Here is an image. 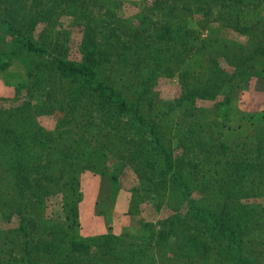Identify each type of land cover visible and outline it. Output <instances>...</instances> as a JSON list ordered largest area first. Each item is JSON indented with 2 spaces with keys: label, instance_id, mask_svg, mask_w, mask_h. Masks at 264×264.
<instances>
[{
  "label": "trees",
  "instance_id": "obj_1",
  "mask_svg": "<svg viewBox=\"0 0 264 264\" xmlns=\"http://www.w3.org/2000/svg\"><path fill=\"white\" fill-rule=\"evenodd\" d=\"M112 1L0 0V28L11 37V40H0V44L4 43L10 47L8 53L2 54L3 52H1L0 54V72L7 71L8 67L13 65V61L19 60L20 57H23L21 55H25V52L32 57L34 55L43 56L48 63L26 62L30 77L40 79L42 75H39V72L50 73L47 82H52L56 77L54 75L56 71L62 75L65 74V76L70 74L82 77L83 84L78 88L79 92L87 94L90 91L97 98H105L111 103L114 100V102H118L113 103L118 106L116 109H122L128 107L129 102L123 99L122 94L116 91L114 86L95 76L98 72L101 75L102 71L111 70L114 73L113 67L118 65L119 68L124 69L119 70V73H123V78H129L130 74L134 76L137 85H143L146 88H149L153 81L162 74L166 77L174 76L180 83L184 82L181 84L183 88L185 87V93L188 94L189 101L194 102L192 100L202 99L208 95L207 91L201 92L196 84L201 75L192 76L193 73L197 72L198 74L205 67V64L199 63L202 54L207 53L214 56L222 50L221 53L229 57L227 55L230 54L229 52H233L236 47L239 48L242 58H240L241 62L236 64L233 74H228L218 66L217 56L213 57L210 62L208 73L210 77H215L216 81L212 86L215 88V92L210 96V99L217 100L219 96L223 95L225 96L224 101L222 100L217 106L209 108H195L187 116L190 118L189 127L185 126L183 130L177 129L176 125H172V128L168 125L166 132L163 131L162 125L152 124L147 132L142 133L144 135L139 137L137 135L136 147L132 148L135 152L127 154L126 157L123 156V160L130 164L136 161V165L139 167L137 168L139 180L143 186L148 187L145 189L147 192L154 193L159 199L168 196L171 193L170 190L178 185L182 193L181 196L185 199L189 198L190 212H194L195 216L202 219H214L218 223V225L216 224L217 228L226 232L230 228L225 222L228 221L234 208L239 204L237 199L243 196L244 191L247 190L255 196L264 195V151L259 149L264 138H261V135L256 136L257 138H254L255 146H251L244 138L243 142L235 144L241 149L236 151L229 142L223 139L226 134L224 128L235 131L240 126L235 129L231 123L226 125L219 122L220 119L223 122L229 107H235L237 111L255 107L256 111H261L264 106L263 104L253 106L254 103L264 99L261 95V92L264 91V0H151L148 2L143 17H140L139 26L127 30L120 25L114 28H103V34L97 36L96 39L83 42L85 52L82 62H69L63 58L59 59L57 56L55 57L56 61L52 62L46 58V56L52 57V49L54 51L67 50L65 42L67 32L60 31L55 27L59 19L70 17L74 21L82 20L78 24H85L86 31L89 33L94 25L92 20L96 13L97 15L99 13H114L111 6ZM38 24H43L44 28L39 38H35L34 30ZM224 28L229 29L228 32ZM222 29L226 34L233 33L231 34L234 37L232 41L236 47L231 48L228 39L225 40L226 44H223V48L215 47L220 44L221 40L214 41L210 37L214 32ZM92 30L94 32L95 28ZM204 31H207V39L201 38ZM97 44L100 46L95 52L93 48L97 47ZM18 47L21 49L18 50ZM245 54H249V57L245 58ZM159 58L167 60L166 62H156ZM173 60L174 63H172ZM168 61L170 65H167ZM170 66L173 67L168 73ZM253 80H255L254 87L256 85L255 89L259 90L260 95L251 99L250 97L256 94L252 87L248 89L249 93L243 92L239 95L238 90L241 85L247 81L251 84ZM82 96V94L76 95L75 105L81 104ZM231 97L237 98L238 104H233V106ZM142 100L143 98L137 106L142 105ZM185 101V96H181L172 102L167 113L162 114L161 119L167 118ZM111 109L113 107L107 108L106 112ZM140 111L139 109L138 112L141 113ZM260 111L258 114H262ZM138 112L137 115L140 116L141 123H147ZM113 114L104 113L102 120L98 118L95 121L104 129L106 121ZM93 116H100L99 111L94 109ZM183 118H186L185 114H183ZM140 132H144V130ZM203 132L206 135H198ZM136 134L139 133L135 132L134 135L136 136ZM9 135L13 136V142L11 140L8 143L15 144L14 139L18 138L20 149H12L7 160H4V155L0 153V181L17 177V180L23 184L31 183V186L28 187L30 188L29 194L32 193L31 200L33 199L35 204L31 205L32 207L27 211L35 213L31 217L36 221L32 223L33 227L48 225L53 221V217H44L42 212L46 211V198L57 195L64 214L66 213V220L70 223L69 228L76 234L78 226L81 225L79 222L81 204L86 198L81 185L82 176L88 170L97 171L98 164L102 163L108 154L119 152L116 147L118 140L106 139L102 134L100 137L94 138L93 141L86 142L88 143L87 151L77 154H74L73 151L72 154L66 151L60 159L57 155L61 151L54 145L50 150L53 152L48 154H42L39 150L22 149L24 143L20 138L25 141V136H21L19 132L12 129L10 124L0 123V143H4L5 137ZM44 136L43 132H34L32 141L29 142L43 148H46L47 142L55 144L56 139L48 136L49 140H42ZM176 137L180 140L185 138V143L181 144L185 153L183 156L185 163L183 164L181 161L177 163L173 157L174 138ZM62 143L64 147L67 145ZM67 143L69 145V142ZM68 145L64 150L70 148ZM130 145L127 144L126 147ZM121 152L124 151L121 150ZM198 173L201 174L200 179H207L205 183L203 182L205 185L202 189L204 195L212 193L225 197L223 201H219L218 207L211 208L210 205H200L198 201L191 198L195 187L194 183H191L197 178ZM222 173H226L230 179H234V175L240 173L238 183L216 187L217 177L221 179L222 175L220 174ZM223 178H226L225 174ZM170 179L173 180L171 183ZM191 180L192 182L188 183ZM247 205L245 209L241 210L240 221L230 229L235 234L234 242L237 247L244 243L245 238H250L248 230H253L252 225L249 224L252 218L255 217L258 220V230L264 229L262 209L260 210L256 206L257 204L248 203ZM21 214L22 212H19L20 218ZM262 215L263 218H261ZM65 223L63 222L62 225L64 226ZM28 225L26 224L22 228L26 229ZM172 229L171 226H165L157 237L164 238ZM16 237L8 235L4 246L15 245ZM155 237L156 235H153V239ZM252 239L251 245L254 248L255 245L260 247V244H263L262 234L252 237ZM74 240L71 242L73 253L88 252L90 254L92 247L101 248V245L107 248L106 242L97 241L94 246H91V244L78 239ZM149 240L152 241V236ZM5 254L1 261L2 264H34L33 261L29 262L30 260H27L22 252L17 254L12 252L13 256H10L8 252Z\"/></svg>",
  "mask_w": 264,
  "mask_h": 264
},
{
  "label": "rangeland",
  "instance_id": "obj_2",
  "mask_svg": "<svg viewBox=\"0 0 264 264\" xmlns=\"http://www.w3.org/2000/svg\"><path fill=\"white\" fill-rule=\"evenodd\" d=\"M120 2L119 0L112 1L113 14L99 13L97 15L96 13L92 20L94 25L89 33L86 31L85 24H78L82 20L74 21L70 17L59 19L55 27L60 31L67 32L65 41L67 50H64L63 46L64 51L52 49V57L46 56V58L52 62L56 61V56L69 62H82L85 52L83 42L96 39L97 36L103 34V28H114L120 25L127 30L139 26L140 17H143L148 2L151 0H120ZM43 28V24L36 26L35 38H39ZM5 32L0 28V40H11L9 34ZM231 34L233 33L226 34L222 29L214 32L210 38L214 41L221 40L220 44L214 45L222 48L223 44H226L225 40L228 39L230 41L228 44L232 48L236 46L232 41L234 37ZM87 35L89 36L86 37ZM207 37V31H204L201 38L207 39ZM99 46L100 44H97L93 50L96 52ZM7 47L4 43L0 44V54L1 52H3L2 54L8 53L10 47ZM20 49L21 47H18V50ZM221 51H218V55L214 56L207 53L202 54L199 63L205 64V67L198 74L197 72L193 73L192 76L201 75L196 84L201 92L207 91L208 95L207 98L192 100L194 102L189 101L185 87L182 86L184 82L181 81V84L174 76L166 77L162 74L153 81L149 88H146L143 85H137L134 76L130 74L129 78H123V73H119V70L124 69L119 68L118 65L113 67L114 73L111 70L102 71L101 75L99 72L96 73L97 79L104 80L107 84L114 86L116 91L122 94L123 99L129 102V106L122 109H116L118 106L113 103L118 102H114V100L111 103L105 98H97L90 91L87 94L79 92L78 88L83 84L82 77L70 74L65 76L57 71L54 73L56 77L52 82H47L50 73L39 72V75H42L40 79L30 77L27 63L29 61L35 63L41 61L38 64L48 63L43 56L34 55L32 57L25 52V55H21L24 58L20 57L19 60L13 61V65L9 66L7 71H1L0 123L10 124L12 129L19 132L21 136H25V141L20 138L24 143L22 149L39 150L42 154H48L53 152L50 150L54 145L61 151L57 156L62 159L66 151L71 154L72 151L74 154L87 151L88 143L86 142H91L103 134L106 139L118 140L116 147L119 152L108 154V157L98 164L97 171L88 170L82 176L81 185L86 198L81 204L79 221L81 225L78 226L76 234L69 228L70 223L66 220V213L64 214L57 195L46 198V211L42 212L44 217H53V221L48 225L33 227L32 223L35 220L31 217L35 213L27 211L32 207L31 205L35 204L33 199L31 200L32 193L29 194L30 188L28 187L31 186V183L23 184L17 180V177L0 181V264L7 252L10 256H13L12 252L16 254L22 252L25 258L31 263L33 261L34 264H264V229H262L263 231L258 230V220L255 217L252 218L249 224L252 225L253 230H248L250 238H245L244 243L239 247L235 245V234L230 230L240 221L241 210L245 209L248 203L257 204L256 206L264 213V195L255 196L247 190L244 191L243 196L237 199L239 204L234 208L228 221L225 222L230 229L224 232L221 228H217L216 224L218 225V223L214 219H202L195 216L194 212H190L189 198L185 199L181 196L182 193L178 185L170 190L171 193L168 196L159 199L154 193L147 192L145 189L148 187L143 186L139 180L137 173L139 167L136 165V161L130 164L123 160V156L126 157L127 154L135 152L132 148L138 141V137L144 135L142 133L147 132L152 124L162 125L163 131L166 132L168 125L171 128L172 125H176L177 129L183 130L185 126L189 127L190 118L187 116L195 108H209L217 106L222 100L224 101L225 96L223 95L219 96L217 100L210 99V96L215 92V88L212 86L216 82L215 77H210L208 73L210 62L213 57L217 56L218 66L228 74H233L236 64L241 62L242 55L237 47L233 52L227 54L229 57H226ZM245 55V58L249 57V54ZM109 57L111 58V56ZM166 60L159 58L156 62H166ZM167 65H170L169 61ZM172 67H168V73ZM253 82L255 80L251 84L249 81L242 84L238 94L249 93L248 89L252 87L256 94L250 98H257L260 94L259 90L255 89L256 85L254 87ZM262 92L261 95L264 97ZM79 94L83 96L81 104L77 106L74 103V98ZM181 96L186 98L183 105L167 118L161 119L162 114L167 113L170 104ZM236 97L238 98V95ZM142 98V105L137 106ZM231 98L232 105L238 104L237 98ZM258 104L264 105V99L254 103L253 106H258ZM110 107L113 109L106 112ZM94 109L99 111L101 117L93 116ZM139 109L141 113L138 112ZM245 111H237L235 107H229L223 122L222 119L219 120L226 125L231 123L235 129L240 126L235 131L225 127L226 134L221 133L225 135L223 139L229 142L236 151L241 149L235 144H240L244 138L251 146L256 144L254 138L259 135L264 138V115H262L264 106L261 111L259 110L262 114H258L259 111H256L255 107ZM137 112L147 123H141ZM104 113L114 114L106 121V128L103 129L95 120L98 118L102 120ZM183 114L186 115V118H183ZM141 130L144 132H140ZM39 131L45 134L42 140H49L48 136H50V138L56 139L55 144L47 142L46 148H43L29 142L32 141L33 133ZM135 132L139 134L135 136ZM198 135H206V133H198ZM248 136L249 139H247ZM12 138L13 136L9 135L5 137L4 143H0L2 146L0 153L4 155V160H7L12 149H20L18 138L14 139L15 144L8 143ZM62 142L67 145L69 142L70 148L64 150L67 145L64 147ZM182 142L185 143V138L182 140L174 138L173 157L177 163L181 161L183 164L185 163L183 160L185 153L183 145H181ZM127 144L131 145L126 147ZM259 149L264 151V139L260 143ZM224 174L226 178H223ZM200 175L198 173L193 182L192 180L188 182L194 183L193 186H195L191 198L198 201L200 205H210L211 208L218 207L219 201H223L225 197L212 193L204 195L202 189L205 185L203 182L205 183L207 179H200ZM220 175H222V180L217 177L216 187L238 183L240 173L235 174L234 179H230L226 173ZM172 181V179L169 180L170 183ZM19 212H22L21 218ZM63 222H66L64 226ZM263 222L264 219L262 224ZM26 224L32 228L28 225L26 229H23L22 226ZM165 226H171L173 229L168 231L164 238H158L157 235ZM5 234L6 237L8 235L17 236L16 244L4 246ZM259 234L263 236V244H260V247L255 245L254 248L251 245L252 237ZM153 235H156L154 239ZM151 236L152 241L149 240ZM74 239L91 244V246H94L97 241L106 242L107 248L101 245V248L92 247L90 254L88 252L73 253L71 242L75 241ZM7 242L10 243L9 240Z\"/></svg>",
  "mask_w": 264,
  "mask_h": 264
}]
</instances>
